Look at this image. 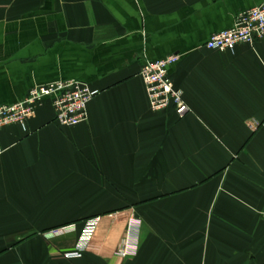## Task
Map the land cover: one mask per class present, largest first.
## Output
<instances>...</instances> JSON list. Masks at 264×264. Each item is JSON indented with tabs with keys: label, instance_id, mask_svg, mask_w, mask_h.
<instances>
[{
	"label": "crops",
	"instance_id": "crops-1",
	"mask_svg": "<svg viewBox=\"0 0 264 264\" xmlns=\"http://www.w3.org/2000/svg\"><path fill=\"white\" fill-rule=\"evenodd\" d=\"M263 3L0 0V105L60 81L98 92L77 127L47 100L0 129V264H264V40L206 47ZM171 55L183 118L153 113L141 78ZM131 214L140 250L122 259Z\"/></svg>",
	"mask_w": 264,
	"mask_h": 264
},
{
	"label": "built area",
	"instance_id": "built-area-1",
	"mask_svg": "<svg viewBox=\"0 0 264 264\" xmlns=\"http://www.w3.org/2000/svg\"><path fill=\"white\" fill-rule=\"evenodd\" d=\"M264 40V3L241 13L234 26L222 33L213 35L206 47L213 51H233L238 45H256ZM180 61L177 55H171L159 61H147L141 71L153 113H162L174 108L179 118L190 112L183 91L176 88L169 75V69ZM97 91L78 81H60L46 86L33 88L29 95L14 105H0V129L20 125L24 126L34 116L38 107L50 100L55 110V123L60 127H77L88 121V107ZM101 217L86 222L85 229L78 240L76 251L67 253V258H78L86 251L101 222ZM143 221L136 214L129 216L124 238L116 255L122 259H133L140 250V237ZM68 229H57L49 233L51 237L61 236Z\"/></svg>",
	"mask_w": 264,
	"mask_h": 264
}]
</instances>
